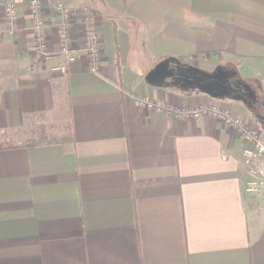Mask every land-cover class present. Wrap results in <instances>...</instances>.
Wrapping results in <instances>:
<instances>
[{
  "label": "crops",
  "instance_id": "obj_1",
  "mask_svg": "<svg viewBox=\"0 0 264 264\" xmlns=\"http://www.w3.org/2000/svg\"><path fill=\"white\" fill-rule=\"evenodd\" d=\"M15 1V32L0 11V145L14 146L0 149V264H264V191L246 189L241 134L136 103L226 106L264 138V0H43L50 52L57 1L96 12L97 72L79 19V57L54 70L63 58L36 54L29 0ZM171 56L236 72L250 101L149 84Z\"/></svg>",
  "mask_w": 264,
  "mask_h": 264
},
{
  "label": "built area",
  "instance_id": "obj_2",
  "mask_svg": "<svg viewBox=\"0 0 264 264\" xmlns=\"http://www.w3.org/2000/svg\"><path fill=\"white\" fill-rule=\"evenodd\" d=\"M6 22L12 31L18 29V11L15 0L4 1ZM30 14L36 35L35 51L39 56L57 58L63 62L53 66L54 70L66 71L70 62L75 61L81 48L74 42L75 22L81 21L83 43L82 49L88 55L91 70L97 72L101 67L103 38L96 24V12L91 7L79 10L68 8L63 2L57 1L56 7L61 14V20L53 26L57 29L60 48L58 52L48 51V26L43 0H29ZM140 107L155 112L169 113L177 118H199L202 116H217L227 124L232 125L248 143L242 150L243 162L246 166V189L251 192L264 191V138L252 120L246 119L232 109L218 104H201L194 107L177 106L169 101L141 96L136 99Z\"/></svg>",
  "mask_w": 264,
  "mask_h": 264
},
{
  "label": "trees",
  "instance_id": "obj_3",
  "mask_svg": "<svg viewBox=\"0 0 264 264\" xmlns=\"http://www.w3.org/2000/svg\"><path fill=\"white\" fill-rule=\"evenodd\" d=\"M169 58L171 59V67L175 69V75L172 78L175 82L193 88L204 89L206 91H216V87L220 85L221 89H228L230 95L236 98L237 100L240 99L247 103L250 101V99L245 95V92L248 90L247 89L248 87L246 88L247 90H245V92L240 87L241 86L240 84L245 85L246 82H244L242 78H237L238 74L236 72L233 75V77H231L227 82L222 81L216 84L217 81H214L215 80L214 78L209 77V75L205 71L195 66L194 64L185 61L184 58L174 57V56H171ZM233 79H237L235 81L236 82L235 85H232L233 83H231ZM10 147H14V146L0 145V149L10 148Z\"/></svg>",
  "mask_w": 264,
  "mask_h": 264
},
{
  "label": "water",
  "instance_id": "obj_4",
  "mask_svg": "<svg viewBox=\"0 0 264 264\" xmlns=\"http://www.w3.org/2000/svg\"><path fill=\"white\" fill-rule=\"evenodd\" d=\"M174 75H175V69L171 67V59L165 58L147 73L146 80L149 84L152 85H157V84L163 85L167 82L168 79L173 78ZM230 75H232L231 71L218 70L214 74L209 75V77L217 79L221 76H225L226 78H229Z\"/></svg>",
  "mask_w": 264,
  "mask_h": 264
},
{
  "label": "rangeland",
  "instance_id": "obj_5",
  "mask_svg": "<svg viewBox=\"0 0 264 264\" xmlns=\"http://www.w3.org/2000/svg\"><path fill=\"white\" fill-rule=\"evenodd\" d=\"M4 1L5 0H3V2L0 4V11H1V18L2 19H4V21H6V16H5V12H4ZM47 18V17H46ZM47 20V22H49V20L48 19H46ZM48 24H50V23H48ZM102 38H103V36H102ZM83 36H81V39L79 40V42H81V44L83 43ZM58 52V51H57ZM102 54H103V52H102ZM256 127H257V125H256ZM258 128V127H257ZM259 129V128H258ZM260 132V131H259Z\"/></svg>",
  "mask_w": 264,
  "mask_h": 264
},
{
  "label": "flooded vegetation",
  "instance_id": "obj_6",
  "mask_svg": "<svg viewBox=\"0 0 264 264\" xmlns=\"http://www.w3.org/2000/svg\"><path fill=\"white\" fill-rule=\"evenodd\" d=\"M214 81H217V83L216 84H218V81L219 82H222V81H228V78H226L225 76H221V77H219L217 80L215 79Z\"/></svg>",
  "mask_w": 264,
  "mask_h": 264
}]
</instances>
